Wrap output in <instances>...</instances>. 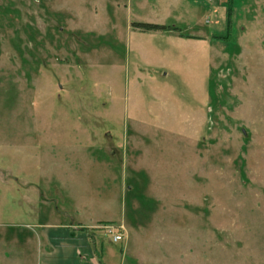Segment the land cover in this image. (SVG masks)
<instances>
[{
	"label": "rangeland",
	"instance_id": "374dc122",
	"mask_svg": "<svg viewBox=\"0 0 264 264\" xmlns=\"http://www.w3.org/2000/svg\"><path fill=\"white\" fill-rule=\"evenodd\" d=\"M37 222L264 264V0H0V264Z\"/></svg>",
	"mask_w": 264,
	"mask_h": 264
},
{
	"label": "crops",
	"instance_id": "0c3cea01",
	"mask_svg": "<svg viewBox=\"0 0 264 264\" xmlns=\"http://www.w3.org/2000/svg\"><path fill=\"white\" fill-rule=\"evenodd\" d=\"M100 221L117 222L112 218ZM29 226L34 229L38 243L35 264H118L119 253L126 255L128 249L135 261L138 253L134 250L142 249V242L130 248L127 240L122 248L105 247V242L98 248L96 241L70 222H60V225L37 222Z\"/></svg>",
	"mask_w": 264,
	"mask_h": 264
},
{
	"label": "trees",
	"instance_id": "16d2710c",
	"mask_svg": "<svg viewBox=\"0 0 264 264\" xmlns=\"http://www.w3.org/2000/svg\"><path fill=\"white\" fill-rule=\"evenodd\" d=\"M229 12L231 13V7H229ZM230 15L228 16V21L230 20ZM136 27H139L145 31H159V30H165V29H172V30H178L179 27L177 26H167V25H161V24H155V23H145V22H138L134 24Z\"/></svg>",
	"mask_w": 264,
	"mask_h": 264
},
{
	"label": "built area",
	"instance_id": "2783aa9c",
	"mask_svg": "<svg viewBox=\"0 0 264 264\" xmlns=\"http://www.w3.org/2000/svg\"><path fill=\"white\" fill-rule=\"evenodd\" d=\"M108 233L112 236L114 242L122 240L123 236L118 232V229L114 226H106Z\"/></svg>",
	"mask_w": 264,
	"mask_h": 264
}]
</instances>
